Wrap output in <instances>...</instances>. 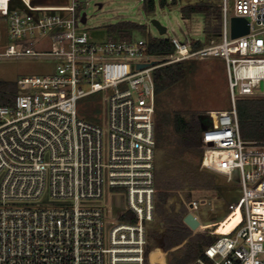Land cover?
<instances>
[{
    "label": "built area",
    "instance_id": "1",
    "mask_svg": "<svg viewBox=\"0 0 264 264\" xmlns=\"http://www.w3.org/2000/svg\"><path fill=\"white\" fill-rule=\"evenodd\" d=\"M11 2L0 0L13 41L3 55L49 57L57 67L21 76L14 104L0 106V264H147L157 211L155 72L215 58L226 62L233 107L203 131L201 166L240 181L242 199L229 215L239 210L241 219L229 233L217 228L193 264H264V143L242 138L236 106L264 98V0H221L220 37L197 49L198 38L168 37L175 51L164 57L151 55L144 39L92 41L76 0L44 7L22 0L13 10ZM233 17L248 20L249 34L232 38ZM40 38L54 50L36 51ZM90 100L106 107V118ZM108 193L110 208L88 204ZM180 200L184 227L192 228L189 215L201 225L198 212L212 203Z\"/></svg>",
    "mask_w": 264,
    "mask_h": 264
},
{
    "label": "rangeland",
    "instance_id": "2",
    "mask_svg": "<svg viewBox=\"0 0 264 264\" xmlns=\"http://www.w3.org/2000/svg\"><path fill=\"white\" fill-rule=\"evenodd\" d=\"M22 1V0H21ZM74 0H31L33 6H64L72 5ZM82 12L87 14V22L81 25V29L89 32L92 41L105 42L110 36L108 28L119 22L132 21L146 26V31L133 32L135 39L148 40L149 36L168 38L177 35L181 39L195 38L204 39V18L202 15H194L191 19H186L181 13V8L188 4H195L200 1H220V0H179L175 6L162 8L159 0H156V10L153 14L147 15L143 11V0H76ZM23 3V2H22ZM101 4V6H100ZM152 20H158L163 26L168 28L165 35H160L158 29L152 24ZM9 23L0 15V80L17 81L23 75H44L53 73L56 70L57 62L49 57L36 56H11L3 55L5 49L13 43L8 35ZM216 39V38H214ZM35 50L38 52H49L54 50V46L46 38L33 40ZM188 75L178 84L164 91L159 96L158 110L168 118L164 120V127L167 136L170 137L172 131V118L180 113L185 117L195 111L213 112L231 109L233 103L228 83V71L226 62L223 59H195L187 61ZM238 102V101H237ZM84 105V106H83ZM85 107L86 104H83ZM237 106V104H236ZM88 107V106H87ZM105 108L100 109L102 118H106ZM156 117V116H155ZM157 124V120H156ZM168 137V146L165 150H158L156 153V165H169L175 156L176 147L172 139ZM188 171L196 173L197 176L214 177L218 188L216 190H193L190 192V199L207 200L211 205L201 206L198 215L201 225L196 229H189L193 234L208 232L216 237L214 231L218 228V233H223L229 226L232 219L240 214L235 210L230 216L225 218L230 212L229 205L238 204L243 195L242 186L238 179L229 181L224 175L202 168L198 160L194 157L188 158ZM249 168H247V171ZM188 191L182 195L186 198ZM180 199V198H179ZM179 201L180 203V200ZM188 199V200H190ZM43 199L32 204H44ZM92 207H111V195L107 198L95 200L88 203ZM187 208V207H186ZM213 209V210H211ZM188 211V209H187ZM160 219H155L149 226V243L153 250L149 253V264H167L168 252L158 247V243L150 238V232L163 233L164 224ZM214 223H220L215 227ZM167 260V262H166Z\"/></svg>",
    "mask_w": 264,
    "mask_h": 264
},
{
    "label": "trees",
    "instance_id": "3",
    "mask_svg": "<svg viewBox=\"0 0 264 264\" xmlns=\"http://www.w3.org/2000/svg\"><path fill=\"white\" fill-rule=\"evenodd\" d=\"M179 0H159L162 8L175 6ZM10 8H24L21 0H12ZM156 10V0H143V11L151 15ZM82 8H78L81 12ZM181 13L186 19L194 15H202L204 18V39L194 42V48H201L211 39L219 38L223 28V12L220 1H200L188 4L181 8ZM146 31V26L132 21L119 22L108 28L111 38L129 40L133 32ZM149 53L154 56L164 57L174 53L175 49L169 39L160 37H148ZM187 61L161 67L155 72L156 84V140L157 151L165 150L168 146L167 131L164 120L168 118L158 110L159 96L162 92L169 90L174 85L183 81L188 70L185 65ZM19 89L17 81L0 80V106H11L14 104ZM96 99V98H95ZM94 101V102H93ZM88 107H96L100 110L99 103L95 100L88 101ZM238 120L241 136L245 141L264 143V98H242L237 102ZM218 123V113L195 111L185 117L178 113L172 118V131L170 139L176 147L174 159L169 165H156L155 183L156 196V218L164 224L163 233L150 232L151 240L158 243V247L168 252L167 264H193L200 258H205V248L217 238L208 232L193 234L183 225V218L187 208L182 204L180 195L188 191L186 199H190L193 190H216L218 188L214 177L197 176L196 173L188 171V158L194 157L202 164L203 144L202 133L206 129ZM180 200L179 201L177 200ZM228 215V214H227ZM227 217V216H226ZM241 219V214L236 216L224 230L231 232ZM153 250L149 245L147 253ZM147 264H149L147 262Z\"/></svg>",
    "mask_w": 264,
    "mask_h": 264
},
{
    "label": "water",
    "instance_id": "4",
    "mask_svg": "<svg viewBox=\"0 0 264 264\" xmlns=\"http://www.w3.org/2000/svg\"><path fill=\"white\" fill-rule=\"evenodd\" d=\"M101 6V4H100ZM83 23L87 22V14L83 13ZM152 24L158 29L160 35L167 33V27L163 26L158 20H152ZM250 32V24L247 19L241 17H233L231 20V36L236 39L241 36H245ZM140 68L145 65H140ZM185 221L193 228L196 229L199 226V222L191 215L187 216Z\"/></svg>",
    "mask_w": 264,
    "mask_h": 264
},
{
    "label": "crops",
    "instance_id": "5",
    "mask_svg": "<svg viewBox=\"0 0 264 264\" xmlns=\"http://www.w3.org/2000/svg\"><path fill=\"white\" fill-rule=\"evenodd\" d=\"M200 40H201V39H200ZM202 40H203V39H202ZM227 110H229V109H227ZM223 111H224V110H223ZM220 112H221V111H220ZM229 213H230V212H229ZM229 213H228L227 217L231 215V214L229 215ZM227 217H225V218H227ZM166 262H167V260H166Z\"/></svg>",
    "mask_w": 264,
    "mask_h": 264
},
{
    "label": "bare ground",
    "instance_id": "6",
    "mask_svg": "<svg viewBox=\"0 0 264 264\" xmlns=\"http://www.w3.org/2000/svg\"><path fill=\"white\" fill-rule=\"evenodd\" d=\"M25 1H27V2H28L29 0H25ZM207 161H208V158H207Z\"/></svg>",
    "mask_w": 264,
    "mask_h": 264
}]
</instances>
